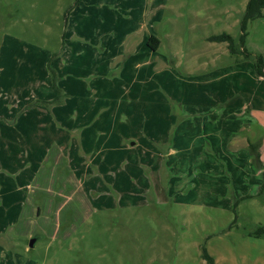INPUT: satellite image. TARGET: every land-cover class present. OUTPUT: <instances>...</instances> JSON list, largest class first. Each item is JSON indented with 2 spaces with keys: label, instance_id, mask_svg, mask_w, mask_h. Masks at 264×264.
<instances>
[{
  "label": "rangeland",
  "instance_id": "rangeland-1",
  "mask_svg": "<svg viewBox=\"0 0 264 264\" xmlns=\"http://www.w3.org/2000/svg\"><path fill=\"white\" fill-rule=\"evenodd\" d=\"M249 1L0 0V28L63 49L59 80L51 79L70 95L60 91L64 113L71 92L89 95L82 70L80 86L72 83L73 21L80 31L104 21L112 62L117 36L125 49L149 31L161 41L153 56H121L90 98L91 113L107 122L95 127H115L107 137L144 118L153 141L122 150L118 135L99 155L66 160L71 139H49L36 170L18 160L14 172L0 157V264H211L206 254L213 264H264V80L254 66L264 17L242 41ZM223 34L238 52L210 41ZM60 146L67 152L56 164Z\"/></svg>",
  "mask_w": 264,
  "mask_h": 264
},
{
  "label": "crops",
  "instance_id": "crops-1",
  "mask_svg": "<svg viewBox=\"0 0 264 264\" xmlns=\"http://www.w3.org/2000/svg\"><path fill=\"white\" fill-rule=\"evenodd\" d=\"M98 23L102 25L96 28L92 22H88L80 31L73 21V40L80 44L73 45L71 51L74 57L72 65L77 66L75 74L78 75V81L72 83L80 86L82 70L87 75L89 95L80 98L71 92L73 99L71 106L68 105L66 108V113L63 112L64 102L59 101L60 91L63 95L69 93L51 79L54 73L55 78L59 80L63 49L55 53L17 38L8 33L4 27L0 28V157H8L5 162L14 172L19 168L14 164L18 160L31 170L33 164L37 165L34 170L43 165L46 162L49 139L53 144H58V140L71 139L72 157L65 158L71 160L73 156L88 154L89 151L91 153L96 151L95 155L101 154L106 150L107 142L113 138L116 140L115 136L118 135L122 136L120 143L122 150H132L133 147L137 149L139 141L145 140L150 143L157 137V133H153L154 128L145 129L149 122H145L144 118L136 122L134 128H125L126 125L119 127L118 133L110 137L106 135L114 134L115 127L103 132V126L95 127L96 124L107 123L103 117L98 118L91 113L94 102L90 98H94L97 91L94 88L95 83L106 82L107 77L110 76L111 65L114 63L121 66V56L122 60L127 58L126 56L129 59L141 55L153 56L161 45V41L150 31L134 49L129 47L125 49L126 38L117 36L115 38L119 43L116 48L117 55L112 62L109 42L112 39V32L109 28L101 30L105 27L104 21ZM86 26H89L88 30L85 29ZM82 43L85 46H82ZM80 58L82 61H78L77 65L76 60ZM124 65L120 76L127 75L125 74L127 63ZM76 89L78 88L73 87V90ZM104 106L105 104L101 107ZM182 129L185 130L186 126ZM179 137L183 141L182 145H185V134L180 133ZM99 139H102V143L105 142L102 147V143L97 146ZM60 148L62 154L55 155L56 164L63 160L67 152L63 146ZM20 187H24V184Z\"/></svg>",
  "mask_w": 264,
  "mask_h": 264
},
{
  "label": "trees",
  "instance_id": "trees-1",
  "mask_svg": "<svg viewBox=\"0 0 264 264\" xmlns=\"http://www.w3.org/2000/svg\"><path fill=\"white\" fill-rule=\"evenodd\" d=\"M264 0H250L247 8H246V12L244 15V18L242 20L241 23V28L244 32L243 36H242V41L244 40V38L246 37V30H247V26L249 24V22L258 19V18H262L264 17ZM152 39L150 40L151 43ZM211 42H226L229 44V49L231 50L232 53H236L239 50H237L235 48L233 39L231 36L227 35V34H223V35H219V36H213L210 38ZM151 46V45H150ZM242 51V50H240ZM245 50H243L244 52ZM246 54V58H249V54H247L246 52H244ZM255 72L257 74L258 77L262 78L264 80V56H257L255 58ZM53 77L55 78V74L53 73ZM206 259L213 264L212 259L206 254L205 255Z\"/></svg>",
  "mask_w": 264,
  "mask_h": 264
},
{
  "label": "water",
  "instance_id": "water-1",
  "mask_svg": "<svg viewBox=\"0 0 264 264\" xmlns=\"http://www.w3.org/2000/svg\"><path fill=\"white\" fill-rule=\"evenodd\" d=\"M35 244V240L33 239L31 242H30V247L32 248Z\"/></svg>",
  "mask_w": 264,
  "mask_h": 264
}]
</instances>
